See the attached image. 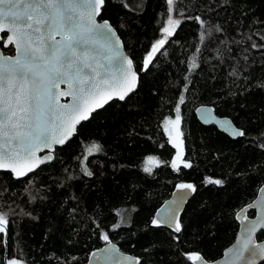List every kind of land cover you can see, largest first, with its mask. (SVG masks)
Listing matches in <instances>:
<instances>
[{
    "label": "trees",
    "instance_id": "1",
    "mask_svg": "<svg viewBox=\"0 0 264 264\" xmlns=\"http://www.w3.org/2000/svg\"><path fill=\"white\" fill-rule=\"evenodd\" d=\"M126 2L131 10L121 0H106L99 20L110 22L133 60L137 89L82 123L49 165L22 180L0 172V212L9 221L0 264L13 258L23 264H85L107 243L105 234L139 264H191L186 254L194 252L213 261L234 241L235 213L264 184V149L258 147L264 142V90L255 86L264 80V50L249 48L247 82L230 75L237 60L244 64L240 54L250 45L244 34L264 32V23H253L264 21V0H178L173 16L181 23L147 70L144 58L167 20L166 0ZM197 15L207 22L203 43L200 25L192 19ZM217 24L222 32L215 31ZM193 58L196 68L190 67ZM181 95L182 150L192 167L176 172L163 122L175 115ZM201 105L229 118L246 136L232 140L201 125L194 115ZM93 144L101 150L89 155ZM149 156L161 161L151 173L144 171ZM84 167L91 177L83 174ZM207 179L223 184H205ZM180 183L196 190L179 217L182 231L175 234L152 220ZM263 239L261 232L257 240Z\"/></svg>",
    "mask_w": 264,
    "mask_h": 264
},
{
    "label": "snow or ice",
    "instance_id": "2",
    "mask_svg": "<svg viewBox=\"0 0 264 264\" xmlns=\"http://www.w3.org/2000/svg\"><path fill=\"white\" fill-rule=\"evenodd\" d=\"M177 2L178 0H166L169 27L163 28V31L168 36L181 23L180 19L173 16ZM121 5L131 10L126 0H121ZM105 6L106 0H0V45L14 52L13 55H7L0 48V172H9L17 180L28 176L51 160L54 146L65 144L76 133L77 126L88 120L98 108L104 107L114 97L124 101L135 91L138 74L134 70L133 60L122 53L124 44L110 22L97 20ZM192 19L200 25L199 40L203 43L206 39L207 22L199 15ZM253 23L261 24L264 21L256 20ZM214 29L216 32L223 31L218 24ZM211 31L212 29H207V34L210 35ZM254 36L261 43H257ZM243 39L250 42L249 47L244 48L240 54V60L244 64L241 66L237 60L230 75L236 79L243 76V80L247 82L250 77L244 73L251 67L249 48L257 52L264 50V32L255 30L251 34L245 33ZM242 40L231 42L240 44ZM166 41L167 36L152 45L151 51L144 58L143 70L148 69L154 55L160 52ZM196 51L199 52L200 49L197 48ZM197 66L193 58L190 67ZM62 84L67 85L66 90L60 89ZM255 86L264 90V80L256 81ZM63 96H70L72 103L61 104L60 98ZM184 102V96L181 95L175 108V118L164 121L166 126H172L171 129L165 127L164 131L168 134V142L177 150L175 158L171 160V168L176 172L181 168L192 167L185 160L182 150L180 105ZM210 115L207 111L202 113L205 120ZM216 123L233 138L246 136V132L234 127L230 120ZM260 135L264 136V132ZM258 147L264 149V142ZM43 150H47V154L38 155ZM100 150L99 144H93L87 151L91 155L93 151ZM146 163L159 166L161 161L149 156ZM82 171L88 177L93 175L86 167ZM144 171L151 173L152 168L145 166ZM68 179L71 180L72 177ZM208 182L223 184L219 179ZM176 187L181 193L196 190L191 183H180ZM260 191L264 193V188ZM180 201H183V196ZM256 206L248 205L250 208ZM175 211L169 209L164 222L175 233H179L182 225L175 216ZM7 215L0 212V247L6 244L9 224ZM237 218H240L239 213ZM160 223L152 220L153 225L159 226ZM258 229H264V206L261 207L257 220L246 228L247 237L238 241L241 246L236 250L232 264L246 259V252L249 257L264 256V247L253 239ZM102 238L109 243L110 250H116L107 234ZM186 259L193 264L203 261V257L195 252L186 254ZM7 264L23 262L13 258ZM135 264H139L138 259ZM249 264H252L251 260Z\"/></svg>",
    "mask_w": 264,
    "mask_h": 264
},
{
    "label": "water",
    "instance_id": "3",
    "mask_svg": "<svg viewBox=\"0 0 264 264\" xmlns=\"http://www.w3.org/2000/svg\"><path fill=\"white\" fill-rule=\"evenodd\" d=\"M100 17V16H99ZM99 17L97 18L98 22H102L101 20H99ZM113 27V26H112ZM6 36V34H4ZM118 35V34H117ZM122 53L124 55H126L127 57L128 54L125 52L124 50V47L123 49H121ZM14 54V52H13ZM12 54V55H13ZM130 58V57H129ZM135 70V68H134ZM136 71V70H135ZM138 74V73H137ZM138 82H139V75H138V81H137V86H138ZM137 86L135 88V90L137 89ZM60 89L61 90H66L67 89V85H60ZM135 92V91H134ZM133 92V93H134ZM131 93V94H133ZM130 94V95H131ZM127 99V98H126ZM125 99V100H126ZM124 100V101H125ZM113 101H118V102H123V101H120L119 99L117 98H113L112 100H110L107 104L104 105V107H106L108 104H110L111 102ZM60 103L61 104H70L72 103V99L70 96H63L60 98ZM104 107L102 108H98L95 112H93L91 115H90V118L92 115H94L95 113L99 112L100 110H102ZM199 110V111H198ZM210 112L211 115L210 117L208 118V120H205L202 116V113L203 112ZM194 115L197 119V121L207 127V126H213L215 127L220 133L226 135L228 138L232 139V140H235V139H238V138H241V137H238V138H233L228 132L224 131V129L218 124L216 123V121H222V120H230L229 118H226V117H219L215 114L214 112V109L210 106H206V105H201V106H198L195 108L194 110ZM89 118V119H90ZM88 119V120H89ZM88 120L86 121H82L78 126L77 128L84 122H87ZM231 121V120H230ZM232 122V121H231ZM233 124V122H232ZM234 127H236L234 124H233ZM237 128V127H236ZM76 134V133H75ZM74 134V135H75ZM73 135V136H74ZM73 136L63 145H57V146H54V151L51 153L53 158L49 161H47L45 164L41 165L39 168H37L33 173H35L36 171H38L40 168L46 166V165H49L50 163L53 162L54 160V153H55V150L58 149V148H61L63 146H65L72 138ZM47 154V150H43V151H40L38 153V155L40 156H44ZM5 173H9V172H5ZM33 173H30L29 175L33 174ZM11 176L12 174L9 173ZM28 175V176H29ZM27 177V176H26ZM13 178V177H12ZM25 177L19 179V180H22L24 179ZM14 179V178H13ZM14 180H17V179H14ZM209 180L211 179H207L205 181V184H208ZM261 188H264V184L259 188L255 198L247 205H245L244 207H242L241 209H239L236 213H235V221L237 223V232H236V235H235V238H234V241L227 247L223 250L222 252V255L221 257H219L218 259L216 260H213V261H206L204 258H203V261H197L195 262V264H232V261L235 259V252L236 250L241 246L240 244H238V241L244 239L247 237V232H246V228L247 227H250L251 224L257 220V218L260 216L261 214V207L264 206V199H262V197H264V193H262L260 191ZM193 191L191 190H185L184 192H178L177 191V188H175L168 199H166L162 205L155 211V214H154V219L157 220V221H160L161 223L159 224L160 226L172 231H173V228L169 226L168 223L164 222L165 220V216L168 215V211L169 209H175V216L176 217H180L181 213L183 212L185 206L187 205V203L189 202V200L192 198L193 196ZM183 196V201L181 202L180 201V197ZM176 202V203H174ZM177 204L179 205V207H177ZM250 204H256L257 206L256 207H248V205ZM250 212H253V216H249L248 214ZM240 214V218L238 219L237 218V214ZM243 221V223H242ZM263 232L264 233V229H258L256 231V233L254 234L253 236V239L254 241L261 245L262 247H264V239L263 240H257V236L259 233ZM175 233V232H174ZM175 234H178V233H175ZM112 245H115V251H112L110 250V245L109 243H106L105 245H103L101 248L91 252V254L89 255L87 261L85 264H135V260H137L136 257L130 255V254H127V253H124L122 252L119 247L117 246L116 243L114 242H111ZM245 255V258L244 260H238L236 261V264H249V260L252 261V264H262L264 262V256H260V255H257L255 257H249L248 256V253H244ZM126 257H130V258H133L132 260H129V259H125ZM191 264H193V262H191Z\"/></svg>",
    "mask_w": 264,
    "mask_h": 264
},
{
    "label": "rangeland",
    "instance_id": "4",
    "mask_svg": "<svg viewBox=\"0 0 264 264\" xmlns=\"http://www.w3.org/2000/svg\"><path fill=\"white\" fill-rule=\"evenodd\" d=\"M165 27H169V25H168V23H167V20L164 22V24H163V26H162V28H161V31H160V33H161V36H160V39H164L166 36H167V39L170 37V36H168L167 35V33H165L164 31H163V28H165ZM175 29H176V27H175ZM159 39V40H160ZM175 115H176V113H175ZM175 115L174 116H172V117H170V118H172V119H174L175 118ZM168 119V118H167ZM165 121V120H164ZM165 127H168L169 129H171V125H165L164 124V122H163V128H165ZM167 134V133H166ZM174 134V133H173ZM167 136H168V134H167ZM172 145V144H171ZM174 150H175V154H176V149L174 148ZM94 152V151H93ZM175 154H174V156H173V159L175 158ZM153 165V163H146L145 162V166H147V167H150L151 168V166Z\"/></svg>",
    "mask_w": 264,
    "mask_h": 264
},
{
    "label": "flooded vegetation",
    "instance_id": "5",
    "mask_svg": "<svg viewBox=\"0 0 264 264\" xmlns=\"http://www.w3.org/2000/svg\"><path fill=\"white\" fill-rule=\"evenodd\" d=\"M2 46V45H1ZM1 48H3V46L1 47ZM3 49H8V48H3ZM4 51V50H3ZM4 53H5V51H4ZM6 54V53H5ZM13 54V51L10 53V54H7V55H12Z\"/></svg>",
    "mask_w": 264,
    "mask_h": 264
}]
</instances>
